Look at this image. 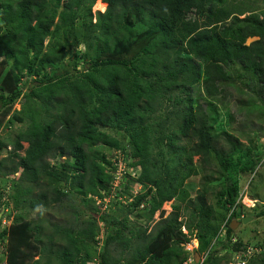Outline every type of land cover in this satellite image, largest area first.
Masks as SVG:
<instances>
[{"label": "trees", "instance_id": "obj_1", "mask_svg": "<svg viewBox=\"0 0 264 264\" xmlns=\"http://www.w3.org/2000/svg\"><path fill=\"white\" fill-rule=\"evenodd\" d=\"M96 1L0 0V134L27 121L11 142L0 136V152L11 145L0 175L14 178L16 209H40L36 220L2 215L0 264H183L192 238L201 264H264L263 245L250 254L230 228L247 210L264 217L239 198L261 147L226 130L234 114L223 107L226 89L241 85L236 112L257 114L264 135V0H101L105 11L93 14ZM120 155L130 173L113 189ZM201 175L191 197L185 182ZM75 198L85 208L75 227L43 219L66 202L77 217ZM106 199L127 213L111 217ZM133 214L143 223L128 229ZM111 246L130 258L112 259Z\"/></svg>", "mask_w": 264, "mask_h": 264}, {"label": "rangeland", "instance_id": "obj_2", "mask_svg": "<svg viewBox=\"0 0 264 264\" xmlns=\"http://www.w3.org/2000/svg\"><path fill=\"white\" fill-rule=\"evenodd\" d=\"M101 0H98V3H100ZM102 3V2H101ZM252 3V2H250ZM103 4V3H102ZM248 6L250 4H247ZM254 5V4H253ZM251 8H255L257 7L255 6H249ZM248 7V8H249ZM106 9V4L104 6V8L102 10H99L98 8H94V6L92 7V12L93 14H95L96 12H100L103 13ZM249 10V9H248ZM248 13H245L244 15H242L240 18H243L244 16H247ZM252 40H247L246 43L250 44ZM82 47H79L78 50L81 52L82 51ZM79 66L78 69L83 70L85 68V66H82L81 61L79 62ZM71 66H69L70 69ZM30 84H27V86H29ZM242 86L238 85L237 83H234L232 87H229L226 89V91L229 93V97H227L226 101H223V107L228 108L233 114H234V121L231 123L230 127H227V131L229 133H231L233 136L238 137L242 143V145L246 146V137L245 134L247 132L252 133V136L256 139L257 143H259V146L261 147V153H262V160L261 162L258 164L257 168H255L254 173L251 175L249 173L247 174H241L240 177V182H241V186L242 189H245V196L247 199V202L250 206V202H253L254 207H256L257 211L256 214L259 211H264V206H258L259 204H264V135L259 139L258 141V137L261 135V132H259L258 130L262 129L260 127H263V125H260V123H258L257 118L258 115L257 114H252V115H246L244 113L238 114V112H236L237 110V105L238 103L241 101V98L238 96V91L237 89H241ZM240 98V99H239ZM244 99V97H242ZM20 109V105L19 103L16 104L13 108V111H18ZM27 126V121L23 122V123H18V122H14L13 124H11L9 127H5L3 128L0 136L3 138V140L6 141H12V139H14L15 134L22 129H25ZM225 129V128H224ZM256 130L258 132H256ZM218 132V130H217ZM110 133L112 135H116L113 131H110ZM254 133V134H253ZM24 149L27 147L26 144H23ZM11 150V145L10 147L2 150L0 152V158L2 157H6L8 155V153ZM20 155H24V152H20ZM194 161H197V158L194 159ZM18 174H16L15 176H17ZM14 176V177H15ZM13 177H9V178H4L0 175V195L2 194V197L4 195H6L5 192L8 193V195L5 198H1V202H0V219H3V216L5 215H9L10 218L14 217L15 214L18 213H25L27 215V219H33L36 220L37 219V214L40 211V209H27L25 208L24 210H22V207H19L17 209L14 207V203L12 201V199L10 198L12 195H14L15 190H14V185H13ZM202 182V175L199 177H192L190 179H188L185 182V189L188 191V193L191 195V197L195 196V193L198 189H200V184ZM22 187H25V184L21 185ZM216 189L211 192L208 196V202L212 205L215 204V193L218 191L219 187H215ZM144 191V189L142 188H138V186H134L132 188V192L133 193H142ZM38 190L33 187V191L27 196L28 198H35L37 195ZM73 203V207L75 206L79 213V215L77 217L73 216V211H72V207H69V204L66 202L63 205L60 204H56L54 206V208L50 211H48L47 213H45L43 215V219H45L46 221H49L51 225L55 224L58 226H63V227H75L77 222L83 220L85 218V215L80 213V211H83L85 208L82 205L81 202L78 201V199H72ZM128 202H130V200H127L126 204H128ZM100 203L99 200L96 201L95 205H98ZM171 204L172 202H166L163 204V206L161 207V210L165 211V216L171 211ZM252 207V206H251ZM251 207H247L246 209H251ZM106 208H109L107 211L109 212L111 217H115L117 219L122 218L126 213H127V208L126 205H122V209L121 211L117 210L116 208V204H111L109 202V199L105 200V203L103 204V206H101V210H104ZM101 210H99L100 212H102ZM27 211V212H26ZM159 213L160 211H157L154 216L153 219L151 221L148 222V224H146L148 226V231L154 226V224L156 222L159 221ZM218 213L221 214V216H225V212L218 210ZM248 213V222L245 224H240V226L238 225V227L236 228L235 233L238 237L241 238L243 243H247L246 246L248 247L249 253L250 254H258L259 252L256 251V244H262L263 248H264V217L261 218H254V213L249 212V210H247ZM92 214V216L94 215H98L100 214L98 213H90ZM144 214V212H143ZM3 215V216H2ZM109 216V219H110ZM143 222H139L137 221L136 217L133 215H129L128 216V222H127V226L128 229L132 228L135 229L133 225H142ZM104 227L102 224H99V227ZM103 230V228H101ZM147 231V232H148ZM123 235L126 237H129L130 234L127 230H125L123 232ZM235 236V237H237ZM101 238V237H100ZM47 245V244H45ZM57 248V245H55ZM55 248V249H56ZM114 252L110 253V257L112 259H116V258H121L124 260H126L127 258H130L131 253H124L122 255H120V249L115 250L113 248V246H111V248ZM99 253V252H98ZM230 258L233 257V255L231 254H227ZM249 254L246 253L244 256L247 257ZM237 255H234V257L232 259H234ZM250 257V255L248 256ZM36 259V257H35ZM236 260H234L235 263H238L240 260H238L237 258H235ZM88 264H98L96 261H94L93 263H88ZM245 264H248L247 262Z\"/></svg>", "mask_w": 264, "mask_h": 264}, {"label": "built area", "instance_id": "obj_3", "mask_svg": "<svg viewBox=\"0 0 264 264\" xmlns=\"http://www.w3.org/2000/svg\"><path fill=\"white\" fill-rule=\"evenodd\" d=\"M113 166L115 167L114 175H113V182L112 186L113 189L118 188L121 183H123L124 177L127 173H130L129 168L127 166L128 161L124 158V156H116L112 160ZM140 188V186H138ZM239 198L241 199V202L244 206H249L246 196H245V189L239 194ZM249 207H254L253 202H250ZM6 223L5 220H3L2 224L4 225ZM186 233V232H185ZM184 248V251L188 254L183 264H201L204 261V256L199 257V261L195 262V250L198 247V242L195 239H190L189 242L182 245ZM245 261H239L238 263H230V264H245Z\"/></svg>", "mask_w": 264, "mask_h": 264}, {"label": "water", "instance_id": "obj_4", "mask_svg": "<svg viewBox=\"0 0 264 264\" xmlns=\"http://www.w3.org/2000/svg\"><path fill=\"white\" fill-rule=\"evenodd\" d=\"M248 217H246V218H243L242 219V221H241V223L242 224H245V223H247L248 222ZM238 225H239V223L237 222V221H231V223H230V228L232 229V230H235L237 227H238ZM198 260V257H196L195 258V261H197Z\"/></svg>", "mask_w": 264, "mask_h": 264}, {"label": "clouds", "instance_id": "obj_5", "mask_svg": "<svg viewBox=\"0 0 264 264\" xmlns=\"http://www.w3.org/2000/svg\"><path fill=\"white\" fill-rule=\"evenodd\" d=\"M251 40V39H250ZM130 201H131V198L129 199ZM247 200V199H246ZM249 207V206H248ZM140 208H142V207H140ZM5 224H7V222L5 223ZM101 237V238H100ZM98 240L97 241H99L98 243H97V246L98 247H100V248H98V251H100V249H101V241H102V239H103V236H102V234L97 238ZM0 248H1V246H0ZM3 252H6V249L5 250H3ZM196 257H198V259H199V255L197 254V253H195V258ZM37 258V257H36ZM199 260H197V261H195V262H198ZM3 264H6V263H3Z\"/></svg>", "mask_w": 264, "mask_h": 264}, {"label": "bare ground", "instance_id": "obj_6", "mask_svg": "<svg viewBox=\"0 0 264 264\" xmlns=\"http://www.w3.org/2000/svg\"><path fill=\"white\" fill-rule=\"evenodd\" d=\"M102 3L101 2L98 3V0H97L95 5H94V8H98L99 10H102L104 8V6H105V4L104 3L102 4Z\"/></svg>", "mask_w": 264, "mask_h": 264}]
</instances>
